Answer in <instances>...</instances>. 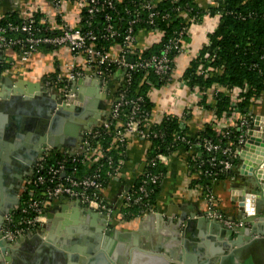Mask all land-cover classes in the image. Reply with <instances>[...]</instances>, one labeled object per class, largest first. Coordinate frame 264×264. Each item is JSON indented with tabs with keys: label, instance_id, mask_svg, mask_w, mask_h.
<instances>
[{
	"label": "water",
	"instance_id": "95a60500",
	"mask_svg": "<svg viewBox=\"0 0 264 264\" xmlns=\"http://www.w3.org/2000/svg\"><path fill=\"white\" fill-rule=\"evenodd\" d=\"M71 86L68 98L62 99L59 91L39 83L14 82L0 68V227L3 216L18 204L17 199L7 200L6 190L21 182L44 152L81 146L83 132L104 114L105 89L97 78L76 79ZM253 122L236 159L238 173L252 176L253 212L244 210L226 224L206 212L172 216L169 206L144 217L157 225L164 220V230L140 227L139 233L130 234L76 201L72 204L86 215V224L71 226L66 234L58 229L56 237L50 231L35 235L30 241L34 249L20 239L7 241L0 231V264H264V179L257 174L264 159V124L252 128ZM27 250L35 256L28 257Z\"/></svg>",
	"mask_w": 264,
	"mask_h": 264
},
{
	"label": "trees",
	"instance_id": "16d2710c",
	"mask_svg": "<svg viewBox=\"0 0 264 264\" xmlns=\"http://www.w3.org/2000/svg\"><path fill=\"white\" fill-rule=\"evenodd\" d=\"M103 2L104 0H98L99 4H103ZM146 2L151 3L150 12L155 13L152 23L148 22L149 11L143 7ZM106 16L110 17L109 23L117 32L114 37L98 40L97 46L104 50H111L116 45L122 44L123 37L130 27L131 34L137 39L141 31L155 32L153 34H157L159 40L145 47L141 52L142 57L160 54L168 42L180 32H182L181 41L186 44L189 42V26L191 24H201L204 17L215 20L213 29L206 33V44L199 49L195 57L191 58L188 66L180 75V82L189 90H193L198 97L197 105L201 108L211 109L213 118L204 123L203 128L192 135L187 132L185 124V119L189 118L187 114L182 117L175 114L163 115L159 122H154L150 129H159L162 136L150 138L146 148L148 163L145 165V170L157 174L159 178L156 184L148 185L147 189L150 190V193L143 200V204H149L155 208L160 193L165 167L158 161H150V158L157 153L170 156L173 153L181 152L191 177L190 182L200 189L203 197V194L213 189V182H216V179H228V176L234 175L235 170L216 175V165L211 166L206 162L211 157L216 159L218 154L212 151L207 152L202 147H195L193 151H190L188 145H194L202 139L208 138L214 143L218 141L223 146L233 143L231 147H234L237 136L241 132L238 130L239 119H236L229 127L231 133L227 137H222L218 133L217 125L229 119L235 109L241 117L247 116L254 101L264 95V0H215L214 5L208 8L199 6L193 0H113L111 8L105 6V9L92 15H87L86 9L83 7L79 15V28L83 33L89 30L98 31L106 25ZM134 18L136 21L129 24L130 20ZM42 19L43 14L34 13L33 34L56 35L58 31L46 29L47 25L42 22ZM54 21L59 23L60 17L56 16ZM7 22L19 24L21 19L17 13L11 12L0 18V26L6 25ZM6 36L24 38L25 34L7 31ZM40 48L55 47L44 44L37 47V49ZM15 50L19 51L17 47ZM3 51L2 49L1 54ZM178 54L177 49L172 48L169 51V58L172 61L171 70L174 68V61ZM2 67L0 66V68ZM102 69L107 76V73H114L117 67L103 65ZM43 82L48 86L60 87V89L71 86L70 82L58 79L56 73L45 76ZM164 85L165 81H160L152 70L136 69L130 73L129 82L122 75L112 82L113 92L111 94L117 97L121 91H124L127 99L141 97L140 108L148 117L153 107L150 93ZM233 90L238 91L235 102L231 97ZM128 109V105L124 106L123 112H127ZM99 131L100 136L91 139V143L105 149L114 142V138L110 129L100 128ZM175 133L184 135L188 144L174 139ZM110 153L113 164L126 159L123 146L117 145L111 149ZM83 157L76 156L74 159L66 160V171L72 172L75 176L88 173V170L93 167L87 169V166L81 162ZM59 159L60 149H53L48 152L43 163L50 164ZM235 163H233L234 166ZM106 170V167L102 169L104 177L102 180L105 181L104 189L108 183V177L105 176ZM206 170L213 175L208 176L205 173ZM138 178L130 189V192L134 194H137L135 191L138 186ZM25 187L30 189L29 193H33L34 196L42 191L40 187L33 184L25 185ZM213 202L216 203L215 196H213ZM143 204L130 205L128 208H132L133 215H138L144 208Z\"/></svg>",
	"mask_w": 264,
	"mask_h": 264
},
{
	"label": "built area",
	"instance_id": "2783aa9c",
	"mask_svg": "<svg viewBox=\"0 0 264 264\" xmlns=\"http://www.w3.org/2000/svg\"><path fill=\"white\" fill-rule=\"evenodd\" d=\"M81 3V7L86 9L87 15L100 12L105 9V6L112 7L113 0H104L103 4H99L98 0H77ZM57 5L60 12V22L48 21L46 17H43L42 22L47 25L46 29L56 30L58 33L53 36L47 35H34L33 34V16L36 13L35 10H29L20 16L21 22L19 24H13L7 22L6 25L0 26V55L1 51L6 49H19V55L23 61L27 60L28 56L37 50L39 45H49L55 48L65 47L76 58L81 56L84 60L86 71L82 69H67V72L60 74V80H66L71 83L76 79L84 77H94L99 80L101 85L105 89V95L110 97V104L107 111L99 119L98 123L92 126L90 129L83 132V140L81 146L77 149H60V159L54 163L44 164L45 157L48 152H44L36 162L35 166L31 170V173L25 179V185H35L41 188L40 194L29 193L30 189L26 187L22 191L19 203L12 208V210L3 216V223L0 231L9 242H14L23 238L27 234L41 235L43 227L46 222L47 206L52 200L59 198H68L72 201H78L80 205L89 207L98 213H103L107 219L111 222L114 215V209L108 205L103 197L104 182L102 179V169L107 168L105 176L108 177V182L118 179L121 174V169L124 161H118L117 164H113L111 149H114L117 145L123 146L126 152V143L129 136H135L149 144L150 138H156L162 136V132L159 129L151 130L154 122L150 119V114L146 117L143 110H141V97L136 96L132 99H127L125 92L121 91L117 97L112 95V82H115L121 75L126 77V81L130 80V73L136 69L152 70L155 75L158 76L160 81H165L164 87H168L171 82V59L169 58V51L174 48L177 49L179 54L182 52L183 42L181 41L182 32L178 33L176 37L172 38L160 54H153L148 57H142L141 52L145 47L139 46L138 39L131 34V27L127 30V33L123 37V43L116 45L111 50H104V48L97 46V41L101 39H107L116 35V30L113 25L109 23L110 17L106 16V25L98 31H86L82 32L79 28V20L74 25H70L64 20L61 12V4L74 2L73 0H53ZM144 9L149 11L148 22L152 23L154 12H150L151 3L146 2L143 5ZM166 17V16H165ZM136 19L130 20L129 24H132ZM193 25V24H191ZM190 27V26H189ZM212 30V29H211ZM22 32L25 34L24 38L21 37H7L6 32ZM155 33V32H152ZM157 34H154V41H158ZM132 58V62L130 59ZM1 63V59H0ZM1 65V64H0ZM103 65H115L117 67L114 73H107L102 69ZM108 77V78H107ZM181 83V82H180ZM72 86L60 89L62 99H67ZM111 91V93L109 92ZM190 92L194 93L193 90ZM237 90L231 92L233 102L236 101ZM196 100L198 97L195 94ZM260 101V98L256 99L254 103ZM128 105L127 112H123L124 106ZM199 107V106H198ZM200 108V107H199ZM190 109H192L190 107ZM235 112V114H234ZM233 112V115L220 122L216 129L222 137H227L231 133L229 127L233 125L236 119H239L240 134L237 136V142L234 147L230 145H221L218 141L214 143L211 139L205 138L197 142L194 145H188L190 151H193L195 147H202L207 152H216L218 157L216 159L211 157L207 160V164L211 166L216 165V175L218 173H226L229 170L238 169L240 162L235 161L241 152L244 151L247 142V133L251 130V122L253 117L247 115L241 117L237 110ZM171 114L167 112L166 115ZM185 115V111L182 116ZM181 116V117H182ZM110 129V132L114 138L109 147L103 149L94 146L91 143V139H95L100 136L99 129ZM174 139L186 142L184 135L180 133L174 134ZM76 156H84L81 162L84 166H87L88 173L75 176L72 172L66 171L65 161L74 159ZM167 155L157 153L150 158L151 162L158 161L162 164L166 162ZM236 162V163H235ZM148 163V157L146 155L145 165ZM235 163V166L233 165ZM209 175H213L205 171ZM159 176L157 174L149 172L145 168L138 178V186L134 194L130 192V188L123 191L119 195V205L127 208L130 205H142L143 200L149 196L150 190L147 189L148 185L156 184ZM233 178V175L228 176ZM214 180V179H213ZM217 181V179H216ZM213 191H208L203 194V198L208 206L207 216L213 217L220 222L228 224L227 220L221 212L217 211L213 202ZM144 208L141 209V215H145L149 212H156V209L149 204H143Z\"/></svg>",
	"mask_w": 264,
	"mask_h": 264
},
{
	"label": "crops",
	"instance_id": "0c3cea01",
	"mask_svg": "<svg viewBox=\"0 0 264 264\" xmlns=\"http://www.w3.org/2000/svg\"><path fill=\"white\" fill-rule=\"evenodd\" d=\"M193 1L203 8H208L214 5L215 0ZM59 8L53 0H0V18L11 12L17 13L20 17L29 10H35L52 22L60 12ZM81 9V3L78 1L61 4L64 20L70 25L78 22ZM214 24L215 20L204 17L201 24L190 25L189 42L183 45L182 52L176 56L174 61V68L171 73L172 85L154 89L150 93V99L153 102L150 119L153 122H159L167 112L181 117L185 111V115H189V118L185 119L187 132L192 135L202 129L204 123L212 120L211 109L198 107L197 100L194 98L195 94L190 92L184 84L180 83V75L188 66L191 58L195 57L199 49L206 44V33L213 29ZM153 41L154 34L152 32L141 31L138 35L139 46L147 47ZM1 56L0 66H3L1 71L3 75L10 77L14 82L22 79L28 83H39L47 89L59 92L61 91L60 87L48 86L43 82V78L56 73L57 78L60 79V74L65 75L67 69H82V71H86L83 58L81 56L74 58L65 47L37 49L25 61L21 59L19 52L15 49H6ZM86 86L88 87V85ZM26 88L27 86H24V89ZM109 92L111 93V91ZM109 104L110 97L106 96L102 103V112L107 111ZM247 115L253 117L252 128L256 124L259 126L264 124V95L259 102L254 103L249 108ZM256 134L255 132L252 136ZM255 142L251 146L255 147ZM146 148L147 144L145 141L135 136H129L126 143V159L122 165L121 174L118 179L108 182L103 190L104 199L114 209L111 224L117 231L133 234L134 232L139 233L140 227L146 230L165 229L164 220L157 225L156 220L152 222L145 220V215H133L132 208H124L119 205V195L134 184L145 168ZM254 154L257 155L256 149ZM164 167L165 174L155 204L156 211L164 212L168 210L169 206H172V216L207 212L209 209L201 195L200 189L193 186L190 182L191 177L182 159L181 152L168 156ZM234 170L233 178L213 182L212 189L216 200L214 208L221 212L229 221L238 219L244 210L250 213L253 212L252 202L249 209H246L244 201L246 196L252 195V201L256 197L253 194L254 183L251 181L252 178H246L247 175H240L237 167ZM261 171L264 172V168H261ZM74 202L76 201L69 200L65 202L63 198H59L52 200L48 204L45 225H49L50 229H46L44 225V235L52 232V235L56 237L58 229H60L61 234H66L67 228L86 224V215L79 208H75L72 204ZM35 235L27 234L20 239L23 245L27 246V249L35 248L30 243ZM30 250L24 251V253L28 257H34L35 253Z\"/></svg>",
	"mask_w": 264,
	"mask_h": 264
},
{
	"label": "flooded vegetation",
	"instance_id": "af4514ba",
	"mask_svg": "<svg viewBox=\"0 0 264 264\" xmlns=\"http://www.w3.org/2000/svg\"><path fill=\"white\" fill-rule=\"evenodd\" d=\"M31 173V169L29 168L28 171H27V176L21 181V182H18L16 184H13L12 187L8 190H6V197H7V200L9 202H13L14 200L17 199L18 203H19V198H20V195L22 193V191L24 190L25 188V179L28 177V175ZM18 185V186H17ZM17 204H14L13 205V208L14 206H16ZM3 223V221H2ZM2 226V225H1ZM1 228V227H0ZM44 230L42 231V234Z\"/></svg>",
	"mask_w": 264,
	"mask_h": 264
},
{
	"label": "bare ground",
	"instance_id": "6f19581e",
	"mask_svg": "<svg viewBox=\"0 0 264 264\" xmlns=\"http://www.w3.org/2000/svg\"><path fill=\"white\" fill-rule=\"evenodd\" d=\"M261 163H262L261 164V166H262L261 168H264V159H262ZM261 168L258 169L259 172H257V174H258L259 177L264 179V172L261 171ZM251 202H252V195L251 196L249 195L248 197L246 196L245 201H244V206H245L246 209H249V207L251 205Z\"/></svg>",
	"mask_w": 264,
	"mask_h": 264
},
{
	"label": "rangeland",
	"instance_id": "374dc122",
	"mask_svg": "<svg viewBox=\"0 0 264 264\" xmlns=\"http://www.w3.org/2000/svg\"><path fill=\"white\" fill-rule=\"evenodd\" d=\"M99 84H100V88H101V87H103V84L101 85V83H100V82H99ZM104 93H105V92H104ZM101 111H102V109H101ZM101 117H102V116H101ZM246 178H250V179H251V178H252V176H251V175H248V176H246ZM213 194H214V192H213Z\"/></svg>",
	"mask_w": 264,
	"mask_h": 264
}]
</instances>
